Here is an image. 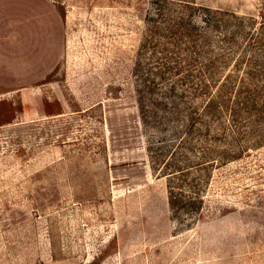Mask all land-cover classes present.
<instances>
[{
  "label": "rangeland",
  "instance_id": "obj_1",
  "mask_svg": "<svg viewBox=\"0 0 264 264\" xmlns=\"http://www.w3.org/2000/svg\"><path fill=\"white\" fill-rule=\"evenodd\" d=\"M50 19V72L0 93V264H264V0Z\"/></svg>",
  "mask_w": 264,
  "mask_h": 264
},
{
  "label": "crops",
  "instance_id": "obj_2",
  "mask_svg": "<svg viewBox=\"0 0 264 264\" xmlns=\"http://www.w3.org/2000/svg\"><path fill=\"white\" fill-rule=\"evenodd\" d=\"M51 32L50 0H0V93L50 72Z\"/></svg>",
  "mask_w": 264,
  "mask_h": 264
}]
</instances>
